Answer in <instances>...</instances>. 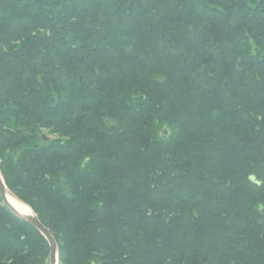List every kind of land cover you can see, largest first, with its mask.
I'll return each instance as SVG.
<instances>
[{
  "label": "trees",
  "instance_id": "16d2710c",
  "mask_svg": "<svg viewBox=\"0 0 264 264\" xmlns=\"http://www.w3.org/2000/svg\"><path fill=\"white\" fill-rule=\"evenodd\" d=\"M0 173L58 264H264V0H0Z\"/></svg>",
  "mask_w": 264,
  "mask_h": 264
},
{
  "label": "water",
  "instance_id": "95a60500",
  "mask_svg": "<svg viewBox=\"0 0 264 264\" xmlns=\"http://www.w3.org/2000/svg\"><path fill=\"white\" fill-rule=\"evenodd\" d=\"M167 135V133H164ZM40 139L42 143L46 144L48 143L51 139L47 137L46 135H41ZM6 194L14 198L18 203L26 206L23 204L20 200H18L6 187L4 180L2 178V175L0 173V197L3 201L4 206L11 212L13 213L17 218L20 220L24 221L27 223L29 226H31L33 229H35L47 242L48 247H49V264H58V247L56 244V241L50 231L45 228L41 222L38 220L37 216L31 211L29 207H27L31 213L26 214V215H20L18 212H16L7 202L6 200Z\"/></svg>",
  "mask_w": 264,
  "mask_h": 264
},
{
  "label": "bare ground",
  "instance_id": "6f19581e",
  "mask_svg": "<svg viewBox=\"0 0 264 264\" xmlns=\"http://www.w3.org/2000/svg\"><path fill=\"white\" fill-rule=\"evenodd\" d=\"M6 200L8 204L20 215L30 214L31 211L24 205L18 203L14 198L6 194Z\"/></svg>",
  "mask_w": 264,
  "mask_h": 264
},
{
  "label": "rangeland",
  "instance_id": "374dc122",
  "mask_svg": "<svg viewBox=\"0 0 264 264\" xmlns=\"http://www.w3.org/2000/svg\"><path fill=\"white\" fill-rule=\"evenodd\" d=\"M28 207V206H27ZM48 264H49V262H48Z\"/></svg>",
  "mask_w": 264,
  "mask_h": 264
}]
</instances>
